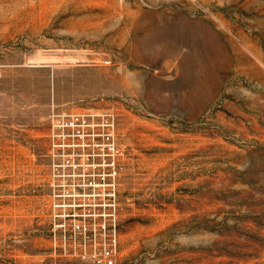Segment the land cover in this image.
Wrapping results in <instances>:
<instances>
[{"label": "rangeland", "instance_id": "1", "mask_svg": "<svg viewBox=\"0 0 264 264\" xmlns=\"http://www.w3.org/2000/svg\"><path fill=\"white\" fill-rule=\"evenodd\" d=\"M112 110L118 264H264V0H0V264L50 252L53 112Z\"/></svg>", "mask_w": 264, "mask_h": 264}, {"label": "built area", "instance_id": "2", "mask_svg": "<svg viewBox=\"0 0 264 264\" xmlns=\"http://www.w3.org/2000/svg\"><path fill=\"white\" fill-rule=\"evenodd\" d=\"M47 135L50 252L76 264H118V186L126 156L112 110L53 112Z\"/></svg>", "mask_w": 264, "mask_h": 264}]
</instances>
